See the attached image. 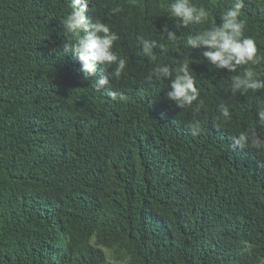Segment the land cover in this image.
<instances>
[{"label": "trees", "instance_id": "trees-1", "mask_svg": "<svg viewBox=\"0 0 264 264\" xmlns=\"http://www.w3.org/2000/svg\"><path fill=\"white\" fill-rule=\"evenodd\" d=\"M170 2L93 0L86 16L111 27L127 61L120 78L98 66L110 87L97 91L64 50L68 0H0V264H264V152L231 144L257 126L264 91L234 94L239 69L186 43L210 25L178 26ZM193 2L217 23L227 6ZM244 12L264 53V0ZM151 39L157 63L188 60L199 112L166 98L174 76L149 79Z\"/></svg>", "mask_w": 264, "mask_h": 264}, {"label": "clouds", "instance_id": "clouds-1", "mask_svg": "<svg viewBox=\"0 0 264 264\" xmlns=\"http://www.w3.org/2000/svg\"><path fill=\"white\" fill-rule=\"evenodd\" d=\"M93 0H68V14L62 20L66 42L64 50L74 58L82 62L81 71L86 79L92 80V86L97 91L110 87L109 76H98L97 67L104 70L114 69L111 77L120 78L126 70L127 61L121 58L116 51V42L119 36L111 27L100 19H90L86 16L89 5ZM170 18L178 22V26L188 28L190 26L210 25L199 29L195 35L187 36L186 43L194 48H206L202 52L204 58L212 65L226 68L233 75L231 90L235 93L246 94L248 92L264 91V72L257 71L256 66L264 64V53L258 51L255 39L245 35L246 17L245 0H227V6L221 11L220 22L213 19L212 12L193 2V0H171L166 5ZM122 7L117 5L111 9L113 14L120 13ZM168 39L171 42L178 40L174 31L165 28ZM157 46L155 39L143 42V55L154 63L149 79L152 75L157 80L173 77L170 91L166 98L173 100L179 109L192 108L195 102V111L199 112L204 107L205 101L201 98L197 87V80L190 71L188 60H184L177 67L169 64L157 63L158 57L153 52ZM161 49L166 45L161 43ZM115 98V93L109 92ZM223 121L231 120L230 109L222 104L219 108ZM257 126L264 128V106L256 111ZM257 126L240 131L231 137L233 148L255 149L264 152V134L258 131ZM191 134L197 136L201 132L199 123L189 125Z\"/></svg>", "mask_w": 264, "mask_h": 264}, {"label": "rangeland", "instance_id": "rangeland-1", "mask_svg": "<svg viewBox=\"0 0 264 264\" xmlns=\"http://www.w3.org/2000/svg\"><path fill=\"white\" fill-rule=\"evenodd\" d=\"M110 260H112V259H110Z\"/></svg>", "mask_w": 264, "mask_h": 264}]
</instances>
